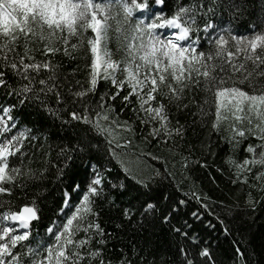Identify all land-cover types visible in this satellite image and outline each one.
<instances>
[{
	"label": "snow or ice",
	"instance_id": "obj_1",
	"mask_svg": "<svg viewBox=\"0 0 264 264\" xmlns=\"http://www.w3.org/2000/svg\"><path fill=\"white\" fill-rule=\"evenodd\" d=\"M196 168L264 211V0H0V264H216Z\"/></svg>",
	"mask_w": 264,
	"mask_h": 264
},
{
	"label": "trees",
	"instance_id": "obj_2",
	"mask_svg": "<svg viewBox=\"0 0 264 264\" xmlns=\"http://www.w3.org/2000/svg\"><path fill=\"white\" fill-rule=\"evenodd\" d=\"M189 136L192 142L196 143V137H193L191 132ZM213 138L215 142L220 143L216 134H213ZM227 148V144L220 143L219 155L216 157L217 163H219L220 157L224 155ZM153 151L159 152L155 148ZM239 155H243V145ZM148 163L155 162L148 161ZM31 166L36 168L40 165L33 163ZM209 173L215 176L216 183L209 182ZM193 178L201 181V184L197 186L198 188H202L204 192L212 196L213 207L223 201L220 207H215L217 213H220L221 208L224 206L234 208L231 214L222 215L223 224L219 223L213 216L207 217L215 225L214 229L205 227L202 224L197 225L200 235L210 244L211 253L216 264H243V260L236 256V247H240L248 264H264V211L253 217L250 212L236 210L237 197H239V203L243 207V196L228 182L226 175L222 176L215 169L200 170L196 168L193 170ZM253 195L259 198L264 193L253 190ZM12 199L15 200L16 206L27 202L24 199H16L15 197ZM261 204H264V201H261ZM225 227L228 232L223 230ZM137 239L141 240L142 243H146L153 252L170 254L172 261L175 262L177 253L173 247V239L167 229L156 225L148 228L143 237L138 236Z\"/></svg>",
	"mask_w": 264,
	"mask_h": 264
}]
</instances>
